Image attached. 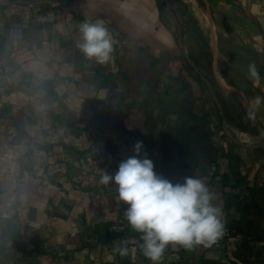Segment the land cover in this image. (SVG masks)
<instances>
[{
    "label": "crops",
    "instance_id": "crops-1",
    "mask_svg": "<svg viewBox=\"0 0 264 264\" xmlns=\"http://www.w3.org/2000/svg\"><path fill=\"white\" fill-rule=\"evenodd\" d=\"M17 1L0 3V62L13 72L0 84V233L26 226L34 241L16 244L31 250L44 233L56 248L59 231L67 248L68 227L55 228L66 218L50 199L68 197L58 187L80 181L96 185L100 226L128 227L130 260L149 264L127 205L100 182L142 141L157 173L204 179L232 228L218 246L170 243L159 263L264 264V0H194L188 9L165 0ZM86 19L111 34L105 63L78 46ZM191 24L197 39L187 34ZM25 185L37 195H20ZM4 244L0 264H56L4 252Z\"/></svg>",
    "mask_w": 264,
    "mask_h": 264
},
{
    "label": "clouds",
    "instance_id": "clouds-1",
    "mask_svg": "<svg viewBox=\"0 0 264 264\" xmlns=\"http://www.w3.org/2000/svg\"><path fill=\"white\" fill-rule=\"evenodd\" d=\"M82 52L98 63L110 60L113 40L102 21L80 23ZM258 76L255 63L249 65ZM143 142L136 141L132 155L121 160L113 174L104 173L100 182L113 184L117 201L127 207L128 223L141 233L140 247L153 264H158L170 243L191 249L197 244L210 247L225 232L224 211L204 179L196 175L173 181L157 173L153 160L142 153Z\"/></svg>",
    "mask_w": 264,
    "mask_h": 264
},
{
    "label": "rangeland",
    "instance_id": "rangeland-1",
    "mask_svg": "<svg viewBox=\"0 0 264 264\" xmlns=\"http://www.w3.org/2000/svg\"><path fill=\"white\" fill-rule=\"evenodd\" d=\"M169 3H179L180 5L187 8L185 2H194V0H165ZM191 4V3H190ZM198 4V2H197ZM188 9V8H187ZM188 32L187 34L191 37H195L194 27L187 26ZM197 39V37H195ZM199 42H203L200 40ZM203 45V43H201ZM219 94V93H218ZM221 98H224L221 95ZM70 186H66V189L63 186H59L61 192H66L68 197H63L56 193L54 199L51 200V205L56 211L57 215H64L63 219L66 220H58L56 222L55 228L57 230L65 229L68 227V247L64 249L62 246L61 234L59 231L56 232V236H54V242L56 243V248L51 249L48 244L49 236L43 232H38L36 236L41 235L39 237L38 243L36 246L31 249H22L19 248V245L16 244V240L18 237L23 236L27 242H33L30 237L27 236L28 230H26V226L23 227L22 233L20 230L7 231L6 233L1 232L0 241L5 242L3 251L8 253L10 251V247L13 248L16 252L18 251L22 256H24L25 260H49V256H51V260H55L56 264H98V260H103L104 257L106 260H115L116 264H144V260H134L131 261L134 256L132 253V249L129 248V231L128 227L121 229L119 227V221H115L114 224H109L111 230H106L107 225L105 227V231L102 230V225L97 222L96 217V185H86L81 186L80 181H73ZM37 186H29L25 185L21 186L20 189L23 192L20 195H24L31 197L37 195ZM74 190V191H72ZM88 190L89 194L84 193ZM48 195L47 193H41L40 197H44ZM89 198V199H88ZM53 200H56V204L53 203ZM21 204H26V202H22L19 200ZM86 210L89 213H86ZM61 218V217H60ZM5 224V223H4ZM103 224V222H101ZM1 225V224H0ZM112 225H115V229L112 228ZM61 235V236H60ZM116 243H112L113 241ZM46 242V243H42ZM82 241V244L80 243ZM99 243H105L106 247H100ZM114 245L116 249L108 245ZM44 244H47L44 246ZM8 246V247H7ZM55 252V253H54ZM6 253V255H7ZM67 256L65 262L62 261L61 257ZM33 257V258H32ZM131 259V260H130ZM149 264H153L151 260H147ZM163 261V260H162ZM158 264H177L180 260H166L164 263ZM183 261V260H182ZM183 264H186V260L183 261ZM42 264V262H40ZM47 264V263H44ZM233 264V263H231ZM237 264V263H236Z\"/></svg>",
    "mask_w": 264,
    "mask_h": 264
},
{
    "label": "built area",
    "instance_id": "built-area-1",
    "mask_svg": "<svg viewBox=\"0 0 264 264\" xmlns=\"http://www.w3.org/2000/svg\"><path fill=\"white\" fill-rule=\"evenodd\" d=\"M12 73L13 72H12L11 66L0 62V84H7L8 82H10V80L12 78ZM222 208L224 211V222H225V229L226 230H225L224 234L222 235V237H220L218 239V241L211 246H218V245L226 242L232 235V228L230 227V225L228 223V213L223 206H222Z\"/></svg>",
    "mask_w": 264,
    "mask_h": 264
},
{
    "label": "water",
    "instance_id": "water-1",
    "mask_svg": "<svg viewBox=\"0 0 264 264\" xmlns=\"http://www.w3.org/2000/svg\"><path fill=\"white\" fill-rule=\"evenodd\" d=\"M10 2H18L17 0H0V3L7 4Z\"/></svg>",
    "mask_w": 264,
    "mask_h": 264
},
{
    "label": "bare ground",
    "instance_id": "bare-ground-1",
    "mask_svg": "<svg viewBox=\"0 0 264 264\" xmlns=\"http://www.w3.org/2000/svg\"><path fill=\"white\" fill-rule=\"evenodd\" d=\"M191 1H192V0H191ZM193 5H195V4H193ZM195 7H196V5H195ZM199 10H200V9H199ZM200 12H201V10H200ZM201 13H202V12H201ZM202 15H203V14H202ZM203 16H204V15H203ZM207 16H208V14H207ZM208 17H209V16H208ZM209 22H210V21H209ZM209 22H208V23H209ZM208 26H209V25H208ZM210 28L212 29V27H210ZM209 31H210V30H209ZM211 31H212V30H211ZM211 31H210V32H211ZM211 35H212V34H211ZM211 37H212V36H211ZM214 40H215V39H214ZM211 42H212V41H211ZM214 42H215V41H214ZM214 42H213V43H214ZM213 43H212V44H213ZM212 46H213V45H212ZM214 47H215V46H214ZM216 75H217V74H216ZM219 77H220V76H219ZM219 77H218V78H219ZM220 78H221V77H220ZM220 78H219V79H220ZM222 83H223V82H222ZM233 134H234V133H233Z\"/></svg>",
    "mask_w": 264,
    "mask_h": 264
}]
</instances>
